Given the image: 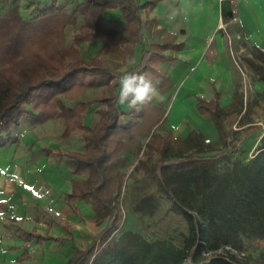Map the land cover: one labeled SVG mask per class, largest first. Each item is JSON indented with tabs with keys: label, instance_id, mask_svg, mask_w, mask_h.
I'll use <instances>...</instances> for the list:
<instances>
[{
	"label": "trees",
	"instance_id": "trees-1",
	"mask_svg": "<svg viewBox=\"0 0 264 264\" xmlns=\"http://www.w3.org/2000/svg\"><path fill=\"white\" fill-rule=\"evenodd\" d=\"M146 6L138 0H83L73 12L50 5L27 17L13 6L0 14V147L17 141L10 130L24 121L40 125L61 118L62 138L79 130L83 153L45 152L66 157L73 174L85 175V180L73 181L69 197L89 203L97 224L106 222L84 248H73L67 264H206L207 250L212 251L218 241L227 247L229 236L247 230L264 236V136L250 164L217 171L221 158L240 149L246 136L264 128V123L250 124L232 131L228 142L222 139L227 131L226 117L238 112L240 97L234 95L226 110L220 107L217 94L209 101L197 99L198 113L210 118L219 133L220 146L204 145L201 133L184 139L174 137L158 117L160 105L150 102L139 112L119 109V77L134 71L115 73L116 68L108 67L101 57L114 52L133 57L134 46L140 41V11ZM110 7L119 8L123 22L103 20V11ZM78 13L84 15V24L66 43L65 28L76 22ZM95 38H100L103 46L96 57L86 61L80 44ZM251 54L245 62L264 81V52L254 49ZM135 72L143 74V69ZM90 86L101 87V94L85 97L73 107L63 103V98L75 99ZM89 103L105 105L97 111L99 119L92 128L83 123ZM126 114L132 120L120 123V116ZM149 115L154 129L145 159L133 170L155 183L170 201V211L187 223L188 235L181 248L162 240L146 241L132 231L118 236L112 233L120 216L113 196L121 181L117 166L124 149L123 135L138 125L135 120L144 122ZM199 197L201 202H197ZM101 232H106L104 243L97 247ZM214 256L219 258L211 264H246L229 251Z\"/></svg>",
	"mask_w": 264,
	"mask_h": 264
},
{
	"label": "crops",
	"instance_id": "crops-1",
	"mask_svg": "<svg viewBox=\"0 0 264 264\" xmlns=\"http://www.w3.org/2000/svg\"><path fill=\"white\" fill-rule=\"evenodd\" d=\"M0 1L9 2L8 8L17 6L23 15L20 5L25 7L30 0ZM138 1L147 6L140 11V41L134 46L133 57L114 52L101 58L118 74L143 69L158 88L151 105L166 107L160 115L162 125L174 137L201 133L203 141L217 144L219 133L208 116L198 113L197 99L209 101L217 94L220 107L226 110L234 95L240 97L231 63L245 47L251 48L250 53L254 49L264 52V0H236L238 19L234 22L224 20L231 16L230 6L218 0ZM82 2L33 0L31 6L37 13L50 5L73 12ZM102 17L123 22L118 7L106 8ZM221 22L227 23L224 30H218ZM83 24L84 15L78 13L76 22L65 28L66 43ZM102 46L100 38L83 41L81 55L89 61ZM246 58L251 55L243 60ZM100 94L101 87L84 92L89 98ZM100 104H87L85 126L92 128L98 121L97 111L105 106ZM117 105L124 113L130 111L127 104ZM128 120H132L128 114L119 119L120 123ZM135 121L144 123L141 118ZM63 130L61 118L40 125L22 122L10 130L17 141L0 147V264H67L74 247L84 248L100 232L103 223L97 224L91 205L69 197L73 181L85 180V175L73 174L66 157L45 152H84L81 132L62 138Z\"/></svg>",
	"mask_w": 264,
	"mask_h": 264
},
{
	"label": "rangeland",
	"instance_id": "rangeland-1",
	"mask_svg": "<svg viewBox=\"0 0 264 264\" xmlns=\"http://www.w3.org/2000/svg\"><path fill=\"white\" fill-rule=\"evenodd\" d=\"M32 4L33 0H30L26 2L25 7H23V4L20 5L23 16L34 17L37 14V11L32 8ZM9 5V2L0 1V14L10 9L8 8ZM67 34L70 38L71 32L68 31ZM250 52L251 48L245 47L243 51L238 53V58L236 56L231 63L236 75L234 80L235 87L242 103L239 112L226 117L227 131L222 139L227 142L232 131L237 128H242L249 124L264 123V83L258 79L255 72L243 60L244 56L251 55L252 57ZM90 88H93V86L85 88L75 99H61L66 106L73 107L76 102L85 98L84 92ZM91 96L93 95L91 94ZM86 97L89 98L88 96ZM165 110L166 107L161 106L158 110V115L164 114ZM150 118L149 115L146 122L130 128L123 135L124 149L120 152L121 158L117 166L121 181L119 191L113 196V202L120 216L118 228L112 230V233L118 236L124 231H132L138 233L146 241L162 240L175 248H181L184 237L188 235L187 223L182 217L170 211V201L157 190L155 183L143 179L141 173H135L133 170L139 160L145 159L144 152L147 150L146 145L149 134L154 129V127L149 128L153 124V119ZM87 120L89 119L86 118ZM24 122L31 125L27 121ZM262 136H264V128L246 136L240 149L218 161L217 171L223 173L230 170L235 164H250L260 150V139ZM60 143L61 141L58 145ZM203 144L220 146L221 141L217 144H215V141H210L209 143L203 141ZM155 159L156 157L152 161H155ZM200 198H198L197 202H201ZM105 225L106 222H103L98 229L101 231ZM250 231L247 230L244 233L239 231L238 235L229 236L227 247L224 246L223 242L218 241L212 251L207 250L206 254L227 255V251H229L246 264H264V236L251 234ZM105 234L106 232L99 234L101 236L97 238V247L104 243L103 239L105 236H102ZM214 235L218 237L217 233ZM101 237V242H99ZM207 247L208 245H206Z\"/></svg>",
	"mask_w": 264,
	"mask_h": 264
},
{
	"label": "clouds",
	"instance_id": "clouds-1",
	"mask_svg": "<svg viewBox=\"0 0 264 264\" xmlns=\"http://www.w3.org/2000/svg\"><path fill=\"white\" fill-rule=\"evenodd\" d=\"M158 94L157 85L145 74L126 72L119 77V93L117 102L127 104L129 108L141 111ZM26 131V130H25ZM219 258L209 255L206 264Z\"/></svg>",
	"mask_w": 264,
	"mask_h": 264
},
{
	"label": "built area",
	"instance_id": "built-area-1",
	"mask_svg": "<svg viewBox=\"0 0 264 264\" xmlns=\"http://www.w3.org/2000/svg\"><path fill=\"white\" fill-rule=\"evenodd\" d=\"M219 2H225L230 6V20L229 22H234L237 21L238 19V7H237V1L236 0H218ZM227 23L225 22H221L218 25V30H224V27ZM205 143H209L210 140L209 139H205L204 140Z\"/></svg>",
	"mask_w": 264,
	"mask_h": 264
}]
</instances>
